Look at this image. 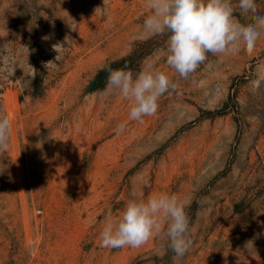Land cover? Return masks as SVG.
Returning <instances> with one entry per match:
<instances>
[{
  "label": "rangeland",
  "instance_id": "rangeland-1",
  "mask_svg": "<svg viewBox=\"0 0 264 264\" xmlns=\"http://www.w3.org/2000/svg\"><path fill=\"white\" fill-rule=\"evenodd\" d=\"M143 4L0 0V112L12 121L0 152V264H264V37L251 53H208L181 78L164 58L168 34L140 38ZM120 62L134 77L154 64L176 84L143 122L97 84ZM134 192L182 200L185 255L166 225L138 248L100 246L105 217Z\"/></svg>",
  "mask_w": 264,
  "mask_h": 264
},
{
  "label": "clouds",
  "instance_id": "clouds-1",
  "mask_svg": "<svg viewBox=\"0 0 264 264\" xmlns=\"http://www.w3.org/2000/svg\"><path fill=\"white\" fill-rule=\"evenodd\" d=\"M143 6L151 14L144 19L140 38L168 34L164 58L181 78L195 72L208 53H251L264 37V15L257 13L255 0H238L241 14L252 17V23L247 25L235 18L232 0H144ZM53 48L59 54L61 45ZM108 73L106 92H115L130 101L128 118L138 122L154 115L159 98L176 87L170 76L154 64L142 67L135 77L125 69L109 68ZM124 128L125 124H118L117 134ZM11 131L12 121L0 112V152L7 149ZM162 225H166L169 247L178 257L185 255L192 241L182 200L164 193L149 194L145 199L134 192L119 214L105 217L99 233L100 246L141 247L161 233Z\"/></svg>",
  "mask_w": 264,
  "mask_h": 264
},
{
  "label": "trees",
  "instance_id": "trees-1",
  "mask_svg": "<svg viewBox=\"0 0 264 264\" xmlns=\"http://www.w3.org/2000/svg\"><path fill=\"white\" fill-rule=\"evenodd\" d=\"M121 62L120 63H117V64H113L112 66H110L109 68L110 69H113V70H115V69H122L121 68ZM109 68H107V69H105V70H103L100 74H99V76L97 77V84H100L101 86L100 87H103L105 84H107V78H108V69ZM101 88H98V90H100Z\"/></svg>",
  "mask_w": 264,
  "mask_h": 264
}]
</instances>
